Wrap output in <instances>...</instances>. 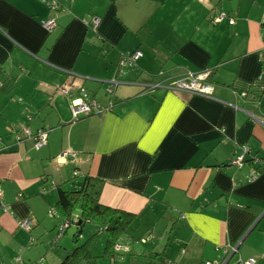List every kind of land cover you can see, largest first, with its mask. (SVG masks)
<instances>
[{
	"label": "crops",
	"instance_id": "crops-1",
	"mask_svg": "<svg viewBox=\"0 0 264 264\" xmlns=\"http://www.w3.org/2000/svg\"><path fill=\"white\" fill-rule=\"evenodd\" d=\"M120 1L55 0L51 9L40 0H0V79L15 80L11 94L0 93L32 97L24 104L25 118L23 105L0 102L3 121L33 133L49 129L39 150L22 136L0 140V148L7 147L0 152L1 261L45 264L44 244L59 247L69 227L48 216L55 204L51 188L71 178L80 180L79 187L89 175L103 182L104 206L132 213L155 203L175 209L182 264H195L208 244L213 251L207 261L236 249L233 260L264 264V170L249 182L247 166L260 167L263 160L264 168V0H237L222 10L215 0H196L190 13L182 0H158L166 12L139 15L138 29L150 32L147 55ZM216 11L226 18L208 23ZM93 18L99 19L95 28ZM49 19L55 21L50 31L43 25ZM135 51L142 54L135 67L118 70L120 58ZM205 71L212 73L209 97L165 88L170 80ZM113 80L124 84L110 88ZM57 84L85 88L100 112L73 120L70 99L55 91ZM251 90L262 92L263 108L239 96ZM243 147L237 167L231 160ZM64 151L74 157L62 158ZM23 221L30 229L21 227Z\"/></svg>",
	"mask_w": 264,
	"mask_h": 264
},
{
	"label": "rangeland",
	"instance_id": "rangeland-1",
	"mask_svg": "<svg viewBox=\"0 0 264 264\" xmlns=\"http://www.w3.org/2000/svg\"><path fill=\"white\" fill-rule=\"evenodd\" d=\"M196 0H182L183 7L190 13L194 9H196ZM218 3H215L217 6L216 8L220 9L226 8L227 4L230 2H233V4H237V0H215ZM223 4L221 5V3ZM249 0H246V3ZM170 5L174 4L173 2H169ZM118 8L120 11L123 12L125 15L126 20L129 23V27L131 30H135V33L138 34L139 39H141L143 42H141L140 47L141 50L143 51L144 54H151V48H150V43L148 42V37L150 32L147 31L146 29H138L139 20L141 23V18L139 15L141 14L142 11L148 10V11H155L157 9L162 10L163 12H166L169 7H163L162 4L158 0H123L118 3ZM199 9L195 10L192 14L186 15L180 21L178 20L176 23V26L179 28L181 20L185 19H191V17L196 14V12ZM222 10V9H220ZM210 11V10H208ZM163 12L160 14V16L163 14ZM211 12V11H210ZM208 23L209 21L211 22L212 20H215V16L213 13H209L207 16ZM205 20V19H204ZM163 29L161 28V32H157L156 36L162 35ZM127 37H130V34L124 37L122 40V44H124L125 39ZM156 42L155 44L158 43L159 39L154 37L153 38ZM127 43V40H126ZM153 44V41H151ZM128 44V43H127ZM136 44V43H135ZM131 46V45H130ZM158 58H160L159 53H158ZM105 86V91L107 93L108 91V85ZM109 96V92L107 93ZM98 96L101 98V93L98 94ZM98 97V99H99ZM32 98V97H31ZM30 97L24 98L21 95H14L13 99H9L8 97L3 96L0 93V102L5 103L7 102V106L10 105L8 101L15 102L17 104V107H20L23 105L21 113L23 117H28L29 115L26 113V108L24 109V104L29 105L30 103ZM106 98V97H105ZM18 109V108H17ZM23 127L19 125H11V124H6L3 121V113L0 112V140H16V133H18ZM2 141V143H3ZM78 181L77 178H71L69 180H66L61 184V187L63 190H76L78 189ZM52 189V194L54 195V201L53 204L56 202V192L54 188ZM127 211V210H126ZM171 211V212H169ZM129 212V211H128ZM144 213L140 216H138V219L134 221L131 226L129 227V230L125 235L122 236L123 242H127L126 244L128 247L131 248V250H134L136 253L144 252V251H150V250H156L158 251L157 248L160 249V251L163 252L165 251V258L163 260V264H168L169 261L172 262V264H182L181 263V255H180V246L179 242H176L178 236H180V231H177L178 229L171 230L172 223L176 221L177 218V212L175 209H167L163 204L161 203H155V207L151 209H146L143 211ZM49 218H53V222L56 220H61V217L55 213V211H52V215L48 213ZM48 219V220H50ZM51 221V220H50ZM50 228V227H49ZM48 228V229H49ZM75 227L71 224L65 231V234L62 236V239L58 242L59 247H54L50 244V242L45 243L43 247V255L45 258V264H51L50 261L54 260L53 258L55 255H59L63 251V253L67 251H71L73 248V243H72V237L75 232ZM151 231V234L149 235V232ZM52 232V231H51ZM54 235V233L51 235V237ZM105 236L102 235L100 239L97 240V243L95 246L91 249V253L93 256L98 257L101 255L102 249L104 247L105 243ZM143 240V241H142ZM158 242V243H157ZM158 244V246H157ZM34 247V246H33ZM129 250V249H128ZM196 255L199 256V250H195ZM213 251V247L208 244L206 245V250L203 256L200 258H196L197 260L193 261L195 264H205L207 259H209L207 256ZM130 252H125L124 253V258L126 259L125 262L118 261L120 264H131L130 260L131 257L129 256ZM221 254V252H220ZM236 260L239 259L238 256H235ZM222 259V258H221ZM220 259V260H221ZM235 260V259H234ZM140 262L142 260L139 259ZM91 264H108V260L102 259V258H95L94 260L91 259Z\"/></svg>",
	"mask_w": 264,
	"mask_h": 264
},
{
	"label": "trees",
	"instance_id": "trees-1",
	"mask_svg": "<svg viewBox=\"0 0 264 264\" xmlns=\"http://www.w3.org/2000/svg\"><path fill=\"white\" fill-rule=\"evenodd\" d=\"M260 27L262 26L260 25ZM116 73H118V71H116ZM211 74L212 73H208V81ZM115 76H117V74ZM14 87V79L8 77L0 79V91L2 93L9 95L8 93L11 94ZM261 95L262 92L251 90L246 92L244 99H246L247 102H255L257 108H263L260 102ZM22 130L16 133V135H18L17 137L21 135ZM260 162V166L263 167V160ZM256 167L259 168L258 166ZM102 186L103 182L101 180L85 175L80 186L76 190H63L61 185L54 187L57 198L51 209L61 217L60 226L62 227L63 224L70 226L75 223L73 221L75 216L77 217V220L80 221L78 226L73 225L76 230L72 237V250L65 252L63 258L58 264H91V259L94 260L95 258H102L103 260L107 259L108 264H120L118 261H126L124 258L125 252H130L129 256L132 259L130 260L131 264H163L165 258L164 250L162 252L157 248L158 251L153 249L136 253L128 247L126 244L127 242H123L122 236L127 233L131 224L138 219V216L142 215L144 212L132 213L123 209L102 205L99 201ZM172 224V231L178 229L175 227V222ZM102 235H106L104 247L101 255L95 257L92 255L91 249L95 246L97 240L100 239ZM119 246L121 248H119ZM232 253L234 255L236 249H232L228 255L223 256L218 262L206 261L205 264L207 262L212 264H222ZM233 255L227 264H240L239 262H242L245 259L239 258L233 260ZM139 259L142 260V262H140ZM252 260L254 261V264H257L256 260ZM34 264L42 263L35 262ZM168 264H172V262L169 261Z\"/></svg>",
	"mask_w": 264,
	"mask_h": 264
},
{
	"label": "built area",
	"instance_id": "built-area-1",
	"mask_svg": "<svg viewBox=\"0 0 264 264\" xmlns=\"http://www.w3.org/2000/svg\"><path fill=\"white\" fill-rule=\"evenodd\" d=\"M46 6L50 7L51 9L55 8L56 3L55 0H41ZM217 11L215 13V20H212L213 23L217 22V20H222L226 18L225 14H218L217 16ZM99 23L98 18H93L92 19V27L95 28L97 24ZM228 24L233 25L234 21L232 18L228 19ZM44 27L47 30H51L55 27V21L54 19H49L46 22H44ZM261 31L264 32V14H263V19L261 23ZM264 54V51H263ZM141 52L135 51L133 53L123 55L118 63V67L122 68L123 66H128V67H135V62L138 58L141 57ZM118 82V81H117ZM117 82L114 80L109 83L110 88L112 85H117ZM161 84H156L154 85L155 87H159ZM153 87V86H152ZM167 90L172 91V92H185L187 94H192V95H198L202 97H209L211 96L212 90H213V85L209 83L208 81V73L201 72L197 74H187L183 78L179 79H173L170 80L169 83L167 84V87H165ZM55 91L59 92L60 94L69 97L70 99V104H69V110L71 112V116L73 120H77L82 117H88L90 115L98 114L100 112V107L96 103L94 99H92L89 94L87 93L86 89L83 87L77 88L76 86L73 85H68L65 86L63 84H57L55 86ZM246 92H240L239 96L244 98ZM108 109V108H106ZM49 130L47 128L37 130L36 132H31L28 128H24L21 132V135L17 137L18 139L22 137L30 140L32 142L33 148L35 150H39L43 148L46 143H47V135H48ZM4 148V147H2ZM2 148H0V152L2 151ZM7 148V147H5ZM4 148V149H5ZM247 151L246 147H243L241 150V153L234 157L231 160V163L237 167H240L243 165L244 161V155ZM62 158H73L74 154L69 151H64L61 154ZM249 168V173H248V181L254 180L263 170V167H254L251 163L247 164ZM52 209L48 211L50 215H52ZM30 222L29 221H23L21 223V227L24 229L28 230L30 229ZM67 226L66 224H63L62 228ZM119 248H121L119 246ZM19 261V259H17ZM224 263V262H223ZM222 263V264H223ZM240 264H254V261L250 258H245L242 262H239ZM0 264H4L1 261L0 258ZM206 264H212L207 262ZM217 264V263H214Z\"/></svg>",
	"mask_w": 264,
	"mask_h": 264
},
{
	"label": "water",
	"instance_id": "water-1",
	"mask_svg": "<svg viewBox=\"0 0 264 264\" xmlns=\"http://www.w3.org/2000/svg\"><path fill=\"white\" fill-rule=\"evenodd\" d=\"M117 69L118 70H120V68L119 67H117ZM119 72V71H118ZM107 83H110V81L109 82H107ZM118 84H124L123 82H117V85ZM77 224H75V226H78V224L80 223V221L79 220H77V222H76ZM233 255V253L232 254H230L229 256H228V258L224 261V263L223 264H227L228 262H229V260L231 259V256Z\"/></svg>",
	"mask_w": 264,
	"mask_h": 264
}]
</instances>
